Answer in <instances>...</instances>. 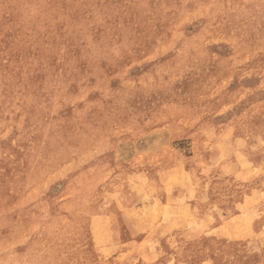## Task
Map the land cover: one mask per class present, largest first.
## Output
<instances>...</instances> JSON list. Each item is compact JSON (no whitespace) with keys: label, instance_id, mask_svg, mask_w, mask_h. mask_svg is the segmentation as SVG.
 Here are the masks:
<instances>
[{"label":"rangeland","instance_id":"1","mask_svg":"<svg viewBox=\"0 0 264 264\" xmlns=\"http://www.w3.org/2000/svg\"><path fill=\"white\" fill-rule=\"evenodd\" d=\"M0 264H264V0H0Z\"/></svg>","mask_w":264,"mask_h":264}]
</instances>
